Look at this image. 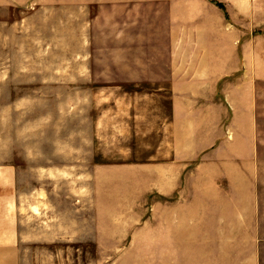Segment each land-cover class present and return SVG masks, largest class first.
<instances>
[{
	"label": "rangeland",
	"instance_id": "rangeland-1",
	"mask_svg": "<svg viewBox=\"0 0 264 264\" xmlns=\"http://www.w3.org/2000/svg\"><path fill=\"white\" fill-rule=\"evenodd\" d=\"M221 4L240 31L244 72L256 74L264 147V0ZM57 5L0 0V165L9 158L17 171L16 201L0 210L16 244L0 249V264H153L167 250L143 231L168 225L178 197L159 194L153 170L171 92L101 87L142 77L137 11L125 54L121 11Z\"/></svg>",
	"mask_w": 264,
	"mask_h": 264
},
{
	"label": "crops",
	"instance_id": "crops-1",
	"mask_svg": "<svg viewBox=\"0 0 264 264\" xmlns=\"http://www.w3.org/2000/svg\"><path fill=\"white\" fill-rule=\"evenodd\" d=\"M41 1L121 11L125 54L132 41L129 11H137L135 50L142 60L136 73L142 77L101 87L171 92L167 144L154 155L153 170L159 194L178 197L169 205L168 225L143 231L154 248L167 250L153 264H264L257 78L244 72L241 34L227 22L224 0ZM16 182L8 158L0 165V210L16 201ZM15 233L0 226V235H9L0 236V249L15 246Z\"/></svg>",
	"mask_w": 264,
	"mask_h": 264
}]
</instances>
